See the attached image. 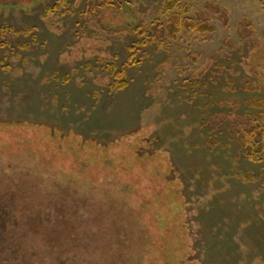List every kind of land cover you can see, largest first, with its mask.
I'll return each mask as SVG.
<instances>
[{"label": "rangeland", "instance_id": "374dc122", "mask_svg": "<svg viewBox=\"0 0 264 264\" xmlns=\"http://www.w3.org/2000/svg\"><path fill=\"white\" fill-rule=\"evenodd\" d=\"M178 1L215 32L170 38L164 0L0 4V264H264V161L225 117L264 97V0Z\"/></svg>", "mask_w": 264, "mask_h": 264}, {"label": "trees", "instance_id": "16d2710c", "mask_svg": "<svg viewBox=\"0 0 264 264\" xmlns=\"http://www.w3.org/2000/svg\"><path fill=\"white\" fill-rule=\"evenodd\" d=\"M23 2H27V0H16V1H2L0 0V4H22ZM65 3V0H63ZM58 8L60 7L58 4L55 5ZM54 7L47 6L45 8V14L53 12ZM180 2L178 0H164L162 5V11L168 15V24L165 26V30L170 38H176L178 34H180L184 29L188 31H194L200 34H207L215 32L216 27L211 24L208 19L200 20L193 19L191 17L183 16V12H186L188 9V5L186 4L184 7V11L180 12L176 9L179 8ZM213 11L218 13L219 18L223 20L225 25L229 23V15L228 12L215 5H209ZM250 23L245 22L243 24V28L245 31L241 32V36L244 40L249 39L252 31L247 29ZM162 28L161 23L158 21L154 24V29L158 30ZM165 30H163L165 32ZM135 34L144 36L145 31H142L140 27H137L133 30ZM154 30H150L149 36L150 38H157L153 32ZM146 37H144L145 39ZM147 40L142 41L140 43L145 44ZM252 43V42H251ZM130 59H134L136 55V45H133L131 48ZM125 68L122 67L120 70H117L115 67L110 68V74L113 75L116 79L113 84L114 88L117 91H121L128 86V81L124 79ZM257 84L254 87V84ZM245 89L248 91H263L264 83L261 80V77L258 73L254 74V79L249 80L245 84ZM234 106L232 110L226 114V118L228 119L230 125V138L238 141L240 148L242 149L243 154L253 162H263L264 161V97L251 96L244 101H233ZM212 119H215V125L221 124V120L217 116H209L203 121V125H208L212 123ZM215 143V141L213 142ZM246 181H261L264 182V171L259 174L251 175L249 173H243L241 175Z\"/></svg>", "mask_w": 264, "mask_h": 264}]
</instances>
